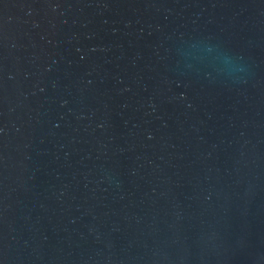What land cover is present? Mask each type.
Wrapping results in <instances>:
<instances>
[{
	"label": "water",
	"instance_id": "obj_1",
	"mask_svg": "<svg viewBox=\"0 0 264 264\" xmlns=\"http://www.w3.org/2000/svg\"><path fill=\"white\" fill-rule=\"evenodd\" d=\"M0 264H264V0H0Z\"/></svg>",
	"mask_w": 264,
	"mask_h": 264
}]
</instances>
